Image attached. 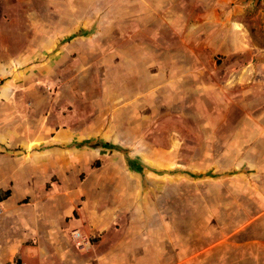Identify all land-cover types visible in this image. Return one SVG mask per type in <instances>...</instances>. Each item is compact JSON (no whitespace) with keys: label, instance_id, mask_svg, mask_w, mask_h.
<instances>
[{"label":"rangeland","instance_id":"374dc122","mask_svg":"<svg viewBox=\"0 0 264 264\" xmlns=\"http://www.w3.org/2000/svg\"><path fill=\"white\" fill-rule=\"evenodd\" d=\"M238 4L254 42L214 26ZM16 71L36 86L0 106L17 136L95 130L79 146L105 153L77 179L104 217L71 233L111 264L178 263L203 246L215 264L236 247L240 264L264 261L249 253L264 246V0H0V81Z\"/></svg>","mask_w":264,"mask_h":264},{"label":"crops","instance_id":"0c3cea01","mask_svg":"<svg viewBox=\"0 0 264 264\" xmlns=\"http://www.w3.org/2000/svg\"><path fill=\"white\" fill-rule=\"evenodd\" d=\"M248 6L251 7L250 4L235 5L232 19L220 18L215 20L214 26L220 23L218 28H230V37L236 41L242 37V42H254V17L245 14ZM60 50L63 58L71 53L64 46ZM22 74L21 71H16L11 79L1 78L0 106L12 103L17 88L35 91L36 86L24 82ZM11 112L8 110L7 116H11ZM2 116L1 114L0 118ZM17 131L22 132V129L17 130L8 117L4 121L0 119V192L10 191L0 202L5 203L6 220L12 223V238L0 240V264H18L20 261L28 264H111L110 259H106L103 253L96 252L97 247L78 252L73 247L70 235L71 230L76 227L87 228L88 232L96 234L98 228L93 227L92 230L89 220L104 217L100 215V210L95 212L98 202L88 190V182L80 183L77 179L82 169L105 153L100 148L102 145L97 142L86 149L79 146V143H86V140L95 135L94 128L90 124L83 128L74 125L60 126L55 132L46 128L35 137H29L25 132L17 136ZM19 141H25L29 145L33 143L29 150H16ZM54 175L57 177L55 183L51 181ZM47 183H51L48 189ZM0 231L3 232L2 229ZM250 247V254H254L253 249L257 252L264 248L261 245ZM199 248L191 252L198 255L188 254L186 259L172 264H215L217 260L213 258L214 250L207 249V246ZM218 248L216 254L219 252ZM231 251L235 259L232 258L230 264H240L238 248H232ZM247 261L246 264H264L258 254L255 257L249 255Z\"/></svg>","mask_w":264,"mask_h":264},{"label":"built area","instance_id":"2783aa9c","mask_svg":"<svg viewBox=\"0 0 264 264\" xmlns=\"http://www.w3.org/2000/svg\"><path fill=\"white\" fill-rule=\"evenodd\" d=\"M3 213V209L0 205V216ZM72 241H73V245L76 249L83 251V250H87L91 247V240L89 235H87L86 233H82L79 230H73L72 233ZM18 264H27L25 261H20Z\"/></svg>","mask_w":264,"mask_h":264},{"label":"trees","instance_id":"16d2710c","mask_svg":"<svg viewBox=\"0 0 264 264\" xmlns=\"http://www.w3.org/2000/svg\"><path fill=\"white\" fill-rule=\"evenodd\" d=\"M10 191L6 190L4 192H0V200H3L4 198H6L9 195Z\"/></svg>","mask_w":264,"mask_h":264}]
</instances>
